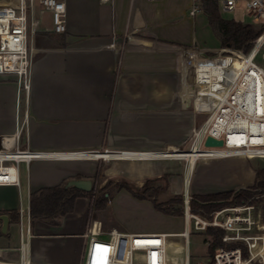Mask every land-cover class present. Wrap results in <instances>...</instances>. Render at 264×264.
<instances>
[{
    "label": "crops",
    "instance_id": "1",
    "mask_svg": "<svg viewBox=\"0 0 264 264\" xmlns=\"http://www.w3.org/2000/svg\"><path fill=\"white\" fill-rule=\"evenodd\" d=\"M61 1L66 9L65 31H53L50 13L38 4L33 8L35 25L30 28L28 22L32 68L22 146L47 153L188 147L197 111L190 99L181 98V68L197 49L216 50L196 44L190 30V16L196 15L189 13L192 1ZM16 89L12 78L0 76V138L8 147L14 145ZM70 179H90L93 187L124 181L135 189L150 181L171 194H181L187 179L190 194H210L250 187L255 168L243 155L200 159L192 168L172 158L49 155L32 159L27 167L30 193ZM115 195L143 211L142 224L148 230L144 221L146 212L152 213L150 200H134L125 189ZM19 204L20 189L0 185V217L6 214L8 219L2 231L0 218V248L19 246L18 223L11 218ZM87 204L86 198H77L73 212L58 218V224L30 222L27 257L32 264H80ZM18 258L16 252L0 264Z\"/></svg>",
    "mask_w": 264,
    "mask_h": 264
},
{
    "label": "built area",
    "instance_id": "2",
    "mask_svg": "<svg viewBox=\"0 0 264 264\" xmlns=\"http://www.w3.org/2000/svg\"><path fill=\"white\" fill-rule=\"evenodd\" d=\"M191 1L190 15L199 12L206 1H213L222 11H232L244 3L247 15L252 17L254 24L263 28V32L248 51L228 46L214 51L197 49L190 60L183 62L181 98L190 99L195 110L205 114L203 121L193 128L188 147L157 151L81 150L58 153L23 147L21 131L26 120V94L32 68L27 40L28 22L30 28L35 25L33 8L38 4L50 13L52 30L63 32L66 29L65 4L61 0L0 2V76L12 78L17 86L14 145L8 147L5 138H0V185H15L20 189L17 220L20 243L18 247L0 248L3 251L1 262L18 252V261L7 264H32L27 257L31 217L30 192L26 183L27 167L32 159L49 155L88 159L172 158L191 168L183 152L194 154L193 164L200 159L229 155L264 157V64L256 61L264 49V0ZM262 55L264 57V53ZM208 136L221 140L222 145L205 146ZM104 154L109 157L101 158ZM181 194L184 229L176 233L145 229L143 211L125 202L121 208H115L97 200L91 206L82 234L85 247L80 264H190L188 244L191 226L199 232H206L209 228L222 231V244L215 248L210 264H264V221L258 206L253 203L225 206L207 216L192 210L187 179ZM152 199L149 205H152ZM170 236L183 238L181 260L176 256L177 251L172 252L175 256L169 255Z\"/></svg>",
    "mask_w": 264,
    "mask_h": 264
},
{
    "label": "trees",
    "instance_id": "3",
    "mask_svg": "<svg viewBox=\"0 0 264 264\" xmlns=\"http://www.w3.org/2000/svg\"><path fill=\"white\" fill-rule=\"evenodd\" d=\"M204 10L209 18L210 24L218 32L220 44L222 47L228 46L242 51H248L253 41L263 32L262 27H257L253 23H243L235 20H226L220 17L217 5L213 1H206ZM168 176L164 175L163 180H167ZM67 181L49 187H42L30 193V217L31 221L34 219H41L50 223L58 224V218L73 212L75 201L80 197H92L93 187L88 190H80L74 186L65 187ZM150 181L143 184L140 189L131 188L127 182L108 181L99 188L100 198H105L109 193V188L119 185L121 183L124 187L129 188L136 197L142 196L139 199H149L152 194V205L156 211H160L166 215H183L182 208V194L173 195L165 201H157L158 188L150 185ZM119 187L120 189H125ZM264 192V166L255 168V181L253 185L248 188H241L238 190H229L210 194H193L191 196L192 210L200 214H208L225 206L239 205L244 203H253L254 196L257 190ZM128 191V190H127ZM11 218L17 221L18 211H11ZM222 231L216 228H209L204 232L205 236L212 238L208 243V252H214L215 248L220 246V235ZM212 254L209 257L208 264Z\"/></svg>",
    "mask_w": 264,
    "mask_h": 264
},
{
    "label": "rangeland",
    "instance_id": "4",
    "mask_svg": "<svg viewBox=\"0 0 264 264\" xmlns=\"http://www.w3.org/2000/svg\"><path fill=\"white\" fill-rule=\"evenodd\" d=\"M204 5L205 2L202 3V9L196 13L195 17H191V22H190V30H193L195 38H196V44L198 46H203L204 49L212 50L213 48H219L221 46L220 40H219V35L216 29L213 28V26L209 22V18L204 10ZM217 5V4H216ZM218 12L220 14V17L226 20H235V21H240L243 23H253L254 21L252 17L248 16L245 8H244V3H240L236 8L232 11H222L220 7L217 5ZM257 25V27H260V25ZM264 49H262L258 56L256 61L259 64H264V57L263 54ZM205 117L204 113H199L197 112V121L196 124L199 125ZM187 148V147H185ZM247 160L250 164L251 167L257 168V167H263L264 166V157L261 156H251L247 157ZM154 185H158L155 184ZM162 185V183H160ZM126 188L123 187V185H115L111 188H109V193L108 197H105L101 199L100 197V187H93L94 192L92 197H82L87 199V211L91 210V206L97 201H103V204L106 206H111L115 208H121L125 203L123 201V196L122 195H115L116 190L119 188ZM127 189V188H126ZM138 189V188H136ZM128 190V194L132 198H139L136 197L135 195L132 194L130 189ZM257 194L254 196V202L258 208H260L262 214H263V221H264V192H261V190H257ZM158 196H157V201L162 202L167 200L173 195H179V194H171L166 188L158 190ZM192 194V193H191ZM195 194V192H193ZM192 194V195H193ZM197 194V193H196ZM150 195L152 198V194H147ZM192 201V199H191ZM127 204V203H126ZM151 212H146V218L144 221L145 226L148 228L149 231L153 232H171V233H176V232H181L184 229V221H183V215L181 216H175V215H166L160 211H156L153 207V205H149ZM190 206L192 208V205L190 203ZM180 207L182 208L183 211V204H180ZM151 213V215H150ZM212 213V212H211ZM211 213L205 214L209 216ZM143 217V216H142ZM212 238L210 236H205L204 232H199L193 229L191 226L190 229V235H189V244H188V250H189V255H190V264H197L198 262L201 264H208V259L212 253L208 252V243L211 241ZM169 241L172 244H176L179 247H181L180 252L177 253V258L181 260L183 258V238L180 236H170ZM171 252H169L170 256H175L173 254L172 250L170 249Z\"/></svg>",
    "mask_w": 264,
    "mask_h": 264
},
{
    "label": "water",
    "instance_id": "5",
    "mask_svg": "<svg viewBox=\"0 0 264 264\" xmlns=\"http://www.w3.org/2000/svg\"><path fill=\"white\" fill-rule=\"evenodd\" d=\"M205 146H221L222 141L216 140L210 136H208L204 141ZM74 186L80 190L88 191L93 187V183L90 179H70L66 182L65 187ZM2 219V231H5L7 225V215L3 214L0 217Z\"/></svg>",
    "mask_w": 264,
    "mask_h": 264
},
{
    "label": "bare ground",
    "instance_id": "6",
    "mask_svg": "<svg viewBox=\"0 0 264 264\" xmlns=\"http://www.w3.org/2000/svg\"><path fill=\"white\" fill-rule=\"evenodd\" d=\"M183 155H185L188 158V161L190 162L191 168L193 167V161H194V154L192 152H183ZM107 157H109V155H107ZM102 158V157H101ZM169 249H171L172 251H177L180 252L181 247H179L176 244H172V246L169 247Z\"/></svg>",
    "mask_w": 264,
    "mask_h": 264
}]
</instances>
